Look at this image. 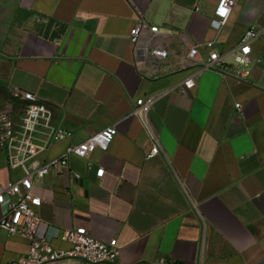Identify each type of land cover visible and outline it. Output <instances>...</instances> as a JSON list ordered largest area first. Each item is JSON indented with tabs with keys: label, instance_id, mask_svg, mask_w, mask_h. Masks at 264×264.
Returning <instances> with one entry per match:
<instances>
[{
	"label": "crops",
	"instance_id": "crops-1",
	"mask_svg": "<svg viewBox=\"0 0 264 264\" xmlns=\"http://www.w3.org/2000/svg\"><path fill=\"white\" fill-rule=\"evenodd\" d=\"M217 3L0 0V95L33 93L72 133L39 161L118 127L106 152L72 158L67 173L35 183L40 237L69 249L61 231L85 227L118 243V260L108 264H264V0H235L221 30L213 24ZM139 20L159 32L143 31L134 47L129 34ZM251 28L260 37L245 81L207 70L187 94L167 92L197 71L183 63L193 46L201 62L216 51L233 69L231 53ZM149 46L166 48L168 58L148 59ZM160 93L149 116L163 153L147 158L148 138L128 116L136 100ZM20 175L0 157V182ZM27 249L3 235L0 264Z\"/></svg>",
	"mask_w": 264,
	"mask_h": 264
},
{
	"label": "built area",
	"instance_id": "built-area-1",
	"mask_svg": "<svg viewBox=\"0 0 264 264\" xmlns=\"http://www.w3.org/2000/svg\"><path fill=\"white\" fill-rule=\"evenodd\" d=\"M235 0H218L214 11V26L221 30L228 22ZM148 30L154 36L159 32L157 26L149 27L144 20L131 29L129 39L136 47L143 31ZM260 37V32L251 28L245 32L236 50L231 53L234 68H228L225 56L212 51L207 60H199V47H191L184 56L185 66L196 67L197 71L186 78L182 84L167 92L178 89L187 94L196 85L197 74L203 71H215L230 76L238 82L250 76L252 63V42ZM214 40L205 42L208 49L214 48ZM169 52L161 46H149L145 49L148 59L165 60ZM163 93L149 95L136 100L128 118L137 119L147 138L149 147L146 157L153 158L163 153V147L157 130L150 119V111ZM13 100L0 106V157L6 159L10 171H20L18 178L0 182V238H20L27 243L26 254L20 255L5 264H108L116 263L120 255L118 243L114 240L103 241L92 236L85 227H74L61 231L59 240L69 244V249L58 248L45 237L38 235L42 219L39 209L43 204L41 196L34 191L35 183L42 181L52 171L67 173L72 158L87 159L100 150L106 152L118 134L117 125L108 126L79 144H71L55 158L39 161V158L55 142L64 141L72 136L65 128L58 126L54 111L40 102L31 92L15 91ZM240 109V104H236ZM105 170L100 168L97 176L102 177ZM74 178L78 174H73ZM159 264H166L160 261Z\"/></svg>",
	"mask_w": 264,
	"mask_h": 264
},
{
	"label": "rangeland",
	"instance_id": "rangeland-1",
	"mask_svg": "<svg viewBox=\"0 0 264 264\" xmlns=\"http://www.w3.org/2000/svg\"><path fill=\"white\" fill-rule=\"evenodd\" d=\"M1 96H2V95H0V105L3 104V102L6 100L5 96H2V97H1ZM6 101H8V100H6ZM4 103H5V102H4ZM2 242H5V243H6V241H2ZM6 247H7L8 249H10L8 243L6 244ZM10 247H11V246H10ZM16 247H17V246H13L12 249H13V250H17ZM7 248H6V249H7ZM4 249H5V248H4Z\"/></svg>",
	"mask_w": 264,
	"mask_h": 264
}]
</instances>
